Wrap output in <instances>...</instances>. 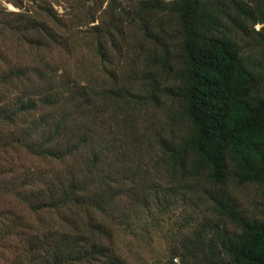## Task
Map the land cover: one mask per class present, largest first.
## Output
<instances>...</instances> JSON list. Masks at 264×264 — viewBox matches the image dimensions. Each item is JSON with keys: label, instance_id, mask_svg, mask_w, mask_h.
Segmentation results:
<instances>
[{"label": "trees", "instance_id": "trees-1", "mask_svg": "<svg viewBox=\"0 0 264 264\" xmlns=\"http://www.w3.org/2000/svg\"><path fill=\"white\" fill-rule=\"evenodd\" d=\"M6 3L0 154L45 162L0 165L1 190L39 218L0 209L12 264H130L156 235L173 238L164 264H264V0ZM141 110L165 111L163 182L141 166Z\"/></svg>", "mask_w": 264, "mask_h": 264}, {"label": "rangeland", "instance_id": "rangeland-1", "mask_svg": "<svg viewBox=\"0 0 264 264\" xmlns=\"http://www.w3.org/2000/svg\"><path fill=\"white\" fill-rule=\"evenodd\" d=\"M19 7L20 0H12ZM43 1L46 3H51L53 5V9L56 10L58 14H61L64 9L63 5L66 3V0H37ZM26 2V0H23ZM19 9H21L19 7ZM256 28L260 27V24L255 25ZM253 50L258 51V47H254ZM165 111H159L157 116L153 120L152 113L150 111H140L139 119L136 123L138 125V131L140 134H144L141 138V166L147 168L150 171V180L163 182L161 179V173H155V167L152 164L153 159H155V136L157 132H159V128L162 126V122L164 119ZM20 122V121H19ZM168 131V130H167ZM158 134V133H157ZM150 148H149V144ZM6 165L8 168H13L14 174L19 172L22 166H27L29 170H34L37 167L41 169L45 167V162L42 160L27 158L24 154L18 155L15 150L8 149L7 152H3L0 154V165ZM133 164V163H132ZM157 170L160 172L162 169L157 166ZM259 185H249L242 190H240V199L243 203V206L246 208H250L253 205V200L260 193ZM25 192H32V188L27 189ZM11 203L13 207V211L15 214H22L26 221L29 223H38V216L32 212H30L23 203L19 202L15 194L6 193L1 190L0 187V209L4 204ZM178 216V210L176 209V216ZM50 217L49 214H44V219H48ZM179 218V217H178ZM18 236L16 234L7 235L2 241H0V264H12L13 256L16 252V245L18 243ZM129 240V239H128ZM173 242V238H164L161 236H153L152 239H147L144 242L136 243V246H132L131 250L128 251L130 264H164L165 260L169 257L170 251V243ZM181 254V253H179ZM181 257L175 256L173 259V263L181 264Z\"/></svg>", "mask_w": 264, "mask_h": 264}, {"label": "built area", "instance_id": "built-area-1", "mask_svg": "<svg viewBox=\"0 0 264 264\" xmlns=\"http://www.w3.org/2000/svg\"><path fill=\"white\" fill-rule=\"evenodd\" d=\"M5 5H6L7 9L14 10V11L18 10V8L15 7L14 5H12L11 3H6Z\"/></svg>", "mask_w": 264, "mask_h": 264}]
</instances>
